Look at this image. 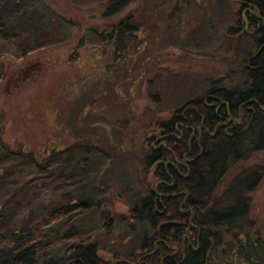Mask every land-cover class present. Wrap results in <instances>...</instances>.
I'll return each mask as SVG.
<instances>
[{
    "label": "rangeland",
    "instance_id": "374dc122",
    "mask_svg": "<svg viewBox=\"0 0 264 264\" xmlns=\"http://www.w3.org/2000/svg\"><path fill=\"white\" fill-rule=\"evenodd\" d=\"M13 1L0 0V29L25 33L28 40L13 45L0 31V134L39 160L75 147L72 154L82 144L98 147L93 154L106 157H101V170L94 169L95 196L115 224L114 230L106 228L113 234L102 235L99 254L107 261L116 252L125 257L133 247L119 229L118 214L129 215L131 204L145 195L138 188L153 183L144 162L146 139L172 110L191 97L204 96L214 81L229 88L242 81L237 48L243 56L252 43L229 32L239 6L229 0H129L121 13L104 18L105 7L117 0H30L24 16L15 14ZM120 23L138 28L121 49L116 37L103 46L90 43L92 35L109 36ZM33 28L45 33L37 45L46 41L47 47L23 57L22 49L36 44L30 38ZM151 95H158L159 102ZM255 165L264 166V151L236 166L221 191ZM251 198L252 231H260L264 243V181ZM54 201L52 195L35 201L15 227L35 229L45 206ZM60 227L64 231L68 226ZM63 244L54 249L60 256L67 252ZM217 253L211 264H246Z\"/></svg>",
    "mask_w": 264,
    "mask_h": 264
},
{
    "label": "trees",
    "instance_id": "16d2710c",
    "mask_svg": "<svg viewBox=\"0 0 264 264\" xmlns=\"http://www.w3.org/2000/svg\"><path fill=\"white\" fill-rule=\"evenodd\" d=\"M241 1L236 3L239 10L229 32L252 43L243 56L237 48L242 81L232 88L214 81L204 96L191 97L172 110L146 139L144 162L153 183L138 188L146 192L131 204L129 215L118 214L119 229L129 238L132 251L125 257L116 252L110 261L99 254L102 235L113 234L115 224L102 199L95 196L98 176L94 169L101 170V157H106L93 154L98 147L82 144L72 154L75 147L39 160L8 144L1 133L0 264H211L218 251L231 261L264 264L263 238L260 231H252L250 216L251 195L264 181V166L243 170L221 191L236 166L264 151V0ZM29 2L14 0L15 14L24 16ZM128 5L129 0L112 2L102 16L113 18ZM247 9L251 10L246 12L249 31L258 30L255 34L245 31ZM34 29L30 38L36 44L23 48V57L47 47L46 41L37 45V38L45 33ZM137 29L120 23L109 36L92 35L90 43L103 46L116 37L119 50ZM0 31L6 32L7 42L13 45L28 40L25 33ZM150 98L154 103L160 99L158 95ZM47 195L55 201L45 206L36 228H16V219ZM222 198L232 202L224 204ZM109 217L110 223L97 225L96 220ZM63 224L68 226L64 231ZM58 240L64 242L65 256L54 250Z\"/></svg>",
    "mask_w": 264,
    "mask_h": 264
},
{
    "label": "water",
    "instance_id": "95a60500",
    "mask_svg": "<svg viewBox=\"0 0 264 264\" xmlns=\"http://www.w3.org/2000/svg\"><path fill=\"white\" fill-rule=\"evenodd\" d=\"M230 1H232V2H234V3H243V1H241V0H230ZM247 11H251L250 9H247L246 11H244V13H243V16H244V18H245V22H246V27H245V31L246 32H248L249 34H255L256 32H250L249 31V25H248V20H247V17H246V12ZM254 13L256 14L257 13V9L256 8H254Z\"/></svg>",
    "mask_w": 264,
    "mask_h": 264
}]
</instances>
